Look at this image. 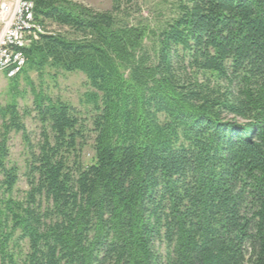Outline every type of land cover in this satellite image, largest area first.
<instances>
[{
    "label": "trees",
    "instance_id": "trees-1",
    "mask_svg": "<svg viewBox=\"0 0 264 264\" xmlns=\"http://www.w3.org/2000/svg\"><path fill=\"white\" fill-rule=\"evenodd\" d=\"M79 1L34 0L53 31L0 102V264H264V0ZM46 70L84 76L86 113L20 109Z\"/></svg>",
    "mask_w": 264,
    "mask_h": 264
},
{
    "label": "rangeland",
    "instance_id": "rangeland-1",
    "mask_svg": "<svg viewBox=\"0 0 264 264\" xmlns=\"http://www.w3.org/2000/svg\"><path fill=\"white\" fill-rule=\"evenodd\" d=\"M159 0H147L146 5L144 6L147 9H151L154 2ZM79 4L89 9L98 12L109 11L112 6V0H80ZM144 8V12L145 9ZM29 80L30 84L23 81L20 78L19 80V93H25L19 95L17 98L20 109L24 106L31 107L32 104V91L35 89L37 91L41 88L48 95L53 98H59L60 100L72 105L76 109L80 110L82 113H86L88 107H86L84 102V96L89 92L88 87L86 86L85 78L80 73L74 74H58L55 75L53 72L46 70L41 76L36 74H30ZM8 81L0 78V102L5 103L8 101ZM24 125L27 130V133L31 139L32 143H36L38 140V124L31 119H25ZM10 160L19 168V182L17 188L19 190H26L25 180L22 177L24 172V164L26 161V149L22 142L20 135H11L10 141ZM92 157V152L90 149H85L82 155L83 162H88Z\"/></svg>",
    "mask_w": 264,
    "mask_h": 264
},
{
    "label": "built area",
    "instance_id": "built-area-1",
    "mask_svg": "<svg viewBox=\"0 0 264 264\" xmlns=\"http://www.w3.org/2000/svg\"><path fill=\"white\" fill-rule=\"evenodd\" d=\"M34 0H0V78L12 80L26 65L25 51L51 34L33 18ZM49 32V33H47Z\"/></svg>",
    "mask_w": 264,
    "mask_h": 264
}]
</instances>
